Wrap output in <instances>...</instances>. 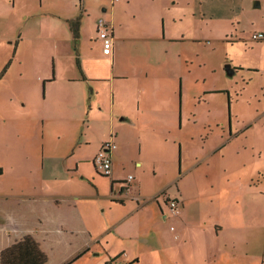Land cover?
<instances>
[{
	"label": "crops",
	"instance_id": "1",
	"mask_svg": "<svg viewBox=\"0 0 264 264\" xmlns=\"http://www.w3.org/2000/svg\"><path fill=\"white\" fill-rule=\"evenodd\" d=\"M35 9L20 39L40 40L31 52L43 61L18 62L17 82L21 90L31 72L36 90L0 98V144L17 156L14 186L0 190V264H264V169L245 179L234 172L246 168L248 145L178 144L182 118L201 110L223 112L201 127L231 130L243 88L231 93L228 79L264 71L235 62L226 72L222 60L210 72L219 84L198 90L188 108L178 44L209 40L227 55L248 53L250 35L224 34L228 19L213 2L207 16H192L201 24L190 38L178 36V0H38ZM99 18L111 29L110 56ZM262 43L254 44L264 55ZM108 144L104 176L94 158ZM249 150L261 161L263 144ZM167 199L179 202L177 216Z\"/></svg>",
	"mask_w": 264,
	"mask_h": 264
},
{
	"label": "rangeland",
	"instance_id": "2",
	"mask_svg": "<svg viewBox=\"0 0 264 264\" xmlns=\"http://www.w3.org/2000/svg\"><path fill=\"white\" fill-rule=\"evenodd\" d=\"M10 1L0 0V98L9 94V92H16V94L22 92L32 97L36 90L32 86V73L27 72L26 84L20 90L17 82L20 70L17 63L22 61V63L30 66V63L34 60L35 62L37 59L43 61L42 57L31 52L32 46L42 44L40 40L36 38L30 39V41L20 39L21 33L24 34L25 30L35 19V6L38 0H13L14 7L10 5ZM209 2H213L215 8L220 9L216 13L224 15L228 19L229 31L224 34L227 33L229 36L239 35V39H245L253 31L257 32L255 29H264V0H178V36L181 34H185L189 38L192 36L193 29H198L201 24L197 22V25H194V22L191 21L192 16L195 15L196 19L200 20L202 13L207 16L208 11L206 12V8ZM255 3L259 4L258 8L253 7ZM220 34L222 33L220 32ZM252 42L255 43V41ZM254 43L251 45L246 44V46L249 45L248 48L251 47V52L243 53L242 51H236L234 54L229 52V55H227L225 47H223L225 44L209 40L199 42L187 41L182 43V45L178 44V73L181 70L183 76H186L183 86L185 91L187 86V92L190 95L187 104L188 108L192 107V98L198 93V90L219 84L217 76L210 72L222 60L226 61L223 66L226 64L229 65L228 63L241 62L244 65L257 63L259 67H264L262 47ZM200 65L202 67L198 68ZM198 77H200V82L194 85L193 83ZM202 77L206 78L205 83L202 81ZM228 80L226 85L231 89V93L234 94L233 91L238 86L243 88L240 91L243 101L240 106L234 109V112L236 111L239 116L237 119H232V129L229 130L228 128L214 126L201 127L200 123L210 120L212 118L211 116H214L213 119L216 120L215 117L223 115L222 110L221 112L216 110L213 115H208L206 109L205 113L201 110V116H185L182 118V129L178 130V144H206L207 147H210L211 144H247V154L246 156L243 155L242 159L246 163V168L244 170L242 168L234 170L241 179H245L246 177L255 175L256 169H264V71L256 72L246 70L234 74ZM41 93L42 90L40 89V92L38 90L35 93V97H41ZM225 111L226 116H228L227 107ZM255 117L256 122L252 123L251 126H244L246 129H243L241 132L234 130L254 120ZM187 119H189L188 122L185 121ZM193 120L198 121V123L196 125L192 124ZM249 144H263L261 161L257 159V162H255L251 158L249 155ZM2 145L0 144V168L4 167V175L0 176V190L14 186L13 179L16 171L9 164L12 165L13 159L17 157L15 154L13 155L8 150H5ZM230 151L233 153V145ZM193 154L194 150L190 147V157ZM36 155H38V151ZM6 162H9L8 166L5 164ZM240 173L244 176H241ZM261 191V200L264 206V183L262 184ZM262 231V235L264 236V228ZM176 258L178 259V255Z\"/></svg>",
	"mask_w": 264,
	"mask_h": 264
},
{
	"label": "built area",
	"instance_id": "3",
	"mask_svg": "<svg viewBox=\"0 0 264 264\" xmlns=\"http://www.w3.org/2000/svg\"><path fill=\"white\" fill-rule=\"evenodd\" d=\"M96 28L97 39L99 40L101 46V53L104 56H110L112 53V35L110 26L105 22L104 19L99 18L96 22ZM250 40L255 42H264V31L252 32L250 34ZM114 147L115 146L113 144H108L106 148L100 150L94 158L96 170L104 176H109L111 173V159L107 154V151L109 149H113ZM131 180L132 176H128L127 182H130ZM126 187H128L127 183L122 185V188ZM166 205L168 209V215L177 216L179 214V202L174 199H167ZM113 264H124V262L121 259H117Z\"/></svg>",
	"mask_w": 264,
	"mask_h": 264
},
{
	"label": "water",
	"instance_id": "4",
	"mask_svg": "<svg viewBox=\"0 0 264 264\" xmlns=\"http://www.w3.org/2000/svg\"><path fill=\"white\" fill-rule=\"evenodd\" d=\"M225 68H226V72H227V71H228V69H229V65H226V67H225ZM228 72H229V71H228Z\"/></svg>",
	"mask_w": 264,
	"mask_h": 264
}]
</instances>
